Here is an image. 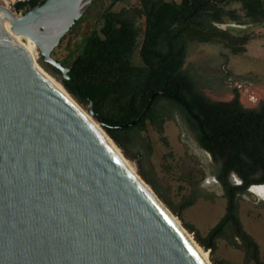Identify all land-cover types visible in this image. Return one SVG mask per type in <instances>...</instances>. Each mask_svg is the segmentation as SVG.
Masks as SVG:
<instances>
[{"label": "water", "instance_id": "1", "mask_svg": "<svg viewBox=\"0 0 264 264\" xmlns=\"http://www.w3.org/2000/svg\"><path fill=\"white\" fill-rule=\"evenodd\" d=\"M91 1L0 3V264H206L41 63Z\"/></svg>", "mask_w": 264, "mask_h": 264}, {"label": "trees", "instance_id": "2", "mask_svg": "<svg viewBox=\"0 0 264 264\" xmlns=\"http://www.w3.org/2000/svg\"><path fill=\"white\" fill-rule=\"evenodd\" d=\"M30 1L37 5L44 0ZM117 1L111 0L101 11L100 27L85 34L61 60L71 80L53 65L41 63L57 74L78 100L92 102L94 116L104 130L127 157L137 161L140 175L163 202L182 217L183 210L199 198L214 195L201 186L205 172L191 170L184 185L188 192L175 203L151 160L154 145L147 132L149 125L171 148L164 125L179 113L199 146L210 154L212 173L227 198L224 215L206 236L193 225L185 226L211 254L217 249V239L225 238L243 248L247 260L264 264L259 243L240 216L242 195L250 186L264 184V98L245 105L236 85L230 99L213 98L209 89L228 83L231 71L210 77L202 68L186 64L193 41L221 42L233 54L246 51L255 36L253 31L224 29L218 24H263L264 0H137L114 10ZM15 9L27 11L28 2L16 3ZM232 174L241 183L233 181ZM212 257L216 264H227Z\"/></svg>", "mask_w": 264, "mask_h": 264}, {"label": "rangeland", "instance_id": "3", "mask_svg": "<svg viewBox=\"0 0 264 264\" xmlns=\"http://www.w3.org/2000/svg\"><path fill=\"white\" fill-rule=\"evenodd\" d=\"M110 2L111 0H92L79 20L55 47L53 56L59 60L64 59L73 51L85 34L90 33L95 27L99 28L101 25L100 13ZM136 3L137 0H120L115 3L113 9L120 10ZM232 28L250 29L254 32L255 36L246 45V51L233 54L221 42L201 43L193 41L188 47L186 64L192 63L195 67L202 68L210 77L221 76L223 70H230L232 76L229 78V82L224 85L216 84L215 90L209 89L208 93L213 98L230 99L233 96L232 88L236 85L239 87L243 103L254 105L260 98H264V23L259 25L239 24L232 26ZM135 60L139 61L137 54ZM46 71L63 85L57 74L47 67ZM70 94L104 130L101 122L89 112V104L78 100L72 93ZM164 129V134L167 136L171 148L167 147L161 139L160 133L151 125H149L147 132L154 145L151 160L159 178L169 187V194L174 202H181L184 194L188 192L184 185L187 173L191 170H196L198 173L205 172L201 186L214 195L213 197L199 198L195 204L183 210L182 217L170 209L197 241L195 233L190 231L185 223L193 225L201 236H206L210 228L224 215L227 198L224 195L222 185L213 178L210 154L199 146L194 134L179 113L165 122ZM120 149L122 150L121 147ZM170 151L172 154H169ZM123 154L125 155L124 152ZM127 159H130L129 161L139 173L137 161L129 157ZM198 178L200 179V177ZM232 179L233 181L236 180L233 176ZM240 216L245 229L259 243L261 259L264 261V197L249 189L240 198ZM199 245L201 244L199 243ZM203 249L205 248L203 247ZM206 250H208L209 257L214 264L216 263L213 261L212 255L225 260L227 264H256L254 260H247L243 248L234 246L225 238L217 239V249L213 254H211V249Z\"/></svg>", "mask_w": 264, "mask_h": 264}, {"label": "bare ground", "instance_id": "4", "mask_svg": "<svg viewBox=\"0 0 264 264\" xmlns=\"http://www.w3.org/2000/svg\"><path fill=\"white\" fill-rule=\"evenodd\" d=\"M1 5L3 6V8L6 10V12L9 14V16L12 15H19L14 13L11 8L1 2ZM50 35V33H48ZM31 39V38H30ZM34 41V40H33ZM48 73V72H47ZM49 74V73H48ZM49 76L54 79L50 74ZM54 81L60 86V88L67 94V96L78 106V108L97 126V128L103 133V135L108 139V141L110 142V144L112 145V147L115 149V151L117 152V154L121 157V159L125 162V164L128 166V168L132 171V173L138 178V180L152 193L154 194V196H156V198H158V200H160V203H162L166 208V204L156 195V193L153 191V189L150 187V185H148L143 179L142 176L139 175V173L136 171V167H134L132 165V163L127 159L126 155L123 154L122 150L120 149V147L116 144V142L111 139L105 132L104 130L99 126V124L90 116V114L84 109L82 108V106L73 98V96H71V94L64 88L65 86H63L61 83H59L56 79H54ZM251 189L256 192L259 196L264 197V184H256L253 185L251 187ZM170 216L172 217V219L178 224V226L182 229V231L185 233V235L188 237V239L192 242V244L194 245V247L196 248V250L198 251V253L201 255V257L203 258V260L206 262V264H214L212 263L210 257H209V252L206 249H203V247L201 245H199V243L195 240V238L193 237V235L182 225V223L180 222V220L177 218V216L174 215V213H172L170 211V209H166Z\"/></svg>", "mask_w": 264, "mask_h": 264}, {"label": "built area", "instance_id": "5", "mask_svg": "<svg viewBox=\"0 0 264 264\" xmlns=\"http://www.w3.org/2000/svg\"><path fill=\"white\" fill-rule=\"evenodd\" d=\"M0 1L3 2V3H5V4H7L14 13H17V12L18 13H22L23 12V10L17 11L15 9L16 3H19V2H27V0H0Z\"/></svg>", "mask_w": 264, "mask_h": 264}, {"label": "flooded vegetation", "instance_id": "6", "mask_svg": "<svg viewBox=\"0 0 264 264\" xmlns=\"http://www.w3.org/2000/svg\"><path fill=\"white\" fill-rule=\"evenodd\" d=\"M213 178L216 180L215 176H213ZM235 182H236V183H241V182L236 181V180H235ZM252 186H253V185H252ZM252 186H250V188H249L250 190H251V187H252Z\"/></svg>", "mask_w": 264, "mask_h": 264}]
</instances>
